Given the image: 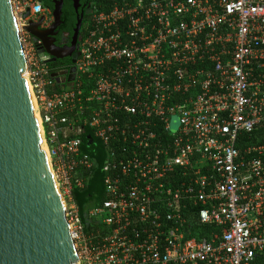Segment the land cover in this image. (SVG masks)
<instances>
[{
	"label": "built area",
	"instance_id": "2783aa9c",
	"mask_svg": "<svg viewBox=\"0 0 264 264\" xmlns=\"http://www.w3.org/2000/svg\"><path fill=\"white\" fill-rule=\"evenodd\" d=\"M12 5L79 264H264V143L239 145L264 124V0H94L73 80L24 29L52 10ZM87 128L107 151L108 199L88 211L103 236L73 199Z\"/></svg>",
	"mask_w": 264,
	"mask_h": 264
},
{
	"label": "water",
	"instance_id": "95a60500",
	"mask_svg": "<svg viewBox=\"0 0 264 264\" xmlns=\"http://www.w3.org/2000/svg\"><path fill=\"white\" fill-rule=\"evenodd\" d=\"M62 6L63 0H54L52 28L61 23ZM83 17L77 16L74 44ZM42 20L30 21L24 29L43 42ZM46 53L50 55L40 56L48 63L54 60L50 56L57 57L50 50ZM26 69L12 0H0V264H79ZM65 74L51 73L56 78Z\"/></svg>",
	"mask_w": 264,
	"mask_h": 264
},
{
	"label": "trees",
	"instance_id": "16d2710c",
	"mask_svg": "<svg viewBox=\"0 0 264 264\" xmlns=\"http://www.w3.org/2000/svg\"><path fill=\"white\" fill-rule=\"evenodd\" d=\"M41 4L53 11V2L52 0H39ZM63 15L62 19L66 21V26L68 29H72L76 24V17L73 12L71 3L65 2L63 6ZM90 24L83 30H81L80 35L82 38L87 34ZM87 133L91 134L94 139V142L90 144L88 134L84 135V143L81 147L83 153L89 154L90 157L95 159V166L87 172V182L85 186L81 188H75L73 191V199L79 208V213L82 219V222L85 225V233L91 235L92 233L95 236H103L108 232L109 228L98 219H91L88 217V211L91 207L101 205L108 195L105 189V178L106 171L104 170V159L107 156V151L103 144L96 138H94V133L91 128H87ZM242 140L240 142V147L244 149L248 144H262L264 143V124L256 127V129L249 134L242 135ZM198 208H194L197 210ZM194 229L202 231V234H195L198 236H207L209 237L210 232L214 227L206 225H200L196 213L193 212L191 217Z\"/></svg>",
	"mask_w": 264,
	"mask_h": 264
},
{
	"label": "flooded vegetation",
	"instance_id": "af4514ba",
	"mask_svg": "<svg viewBox=\"0 0 264 264\" xmlns=\"http://www.w3.org/2000/svg\"><path fill=\"white\" fill-rule=\"evenodd\" d=\"M71 3V6L73 8V12L76 17L77 21V16L80 15L81 13H84L83 17V22L82 26L80 29L81 30L85 29L89 24H90V17L92 14V6L94 0H75L76 1V6H75V1L74 0H63V6L65 2ZM53 2V7H54V0ZM62 6V9H63ZM63 15V11H62ZM61 15V23H59L57 26L52 28L53 22L47 26L46 28H42L39 26L41 29V34L44 37V41L38 46V50L46 54L47 56L50 55L47 54L46 52H53L57 57L50 56L51 59H54L52 62L49 63V67L51 68L52 71L57 72V73H69V77H75L76 74V63L79 58V44L82 39V36L78 35V40L74 44V27L70 30L66 26V21L62 19ZM76 25V24H75ZM32 38L34 40H39L35 39L32 35ZM45 49L47 51H45Z\"/></svg>",
	"mask_w": 264,
	"mask_h": 264
},
{
	"label": "bare ground",
	"instance_id": "6f19581e",
	"mask_svg": "<svg viewBox=\"0 0 264 264\" xmlns=\"http://www.w3.org/2000/svg\"><path fill=\"white\" fill-rule=\"evenodd\" d=\"M38 116V115H37ZM38 120H39V124H40V119H39V117H38ZM40 128H41V124H40ZM47 151V150H46Z\"/></svg>",
	"mask_w": 264,
	"mask_h": 264
}]
</instances>
